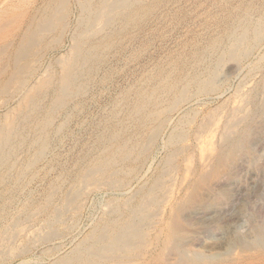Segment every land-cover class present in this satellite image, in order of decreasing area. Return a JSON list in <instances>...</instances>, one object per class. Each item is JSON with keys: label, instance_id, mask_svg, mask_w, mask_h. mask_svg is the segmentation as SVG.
<instances>
[{"label": "bare ground", "instance_id": "obj_1", "mask_svg": "<svg viewBox=\"0 0 264 264\" xmlns=\"http://www.w3.org/2000/svg\"><path fill=\"white\" fill-rule=\"evenodd\" d=\"M168 1L170 0H0V107H7L8 100L12 98H15L17 105L16 116L0 120V188L8 179L12 183V189L24 187L25 179L34 174L30 170L36 161L42 159L49 145L48 141H51L48 140L49 131L55 129L58 133L64 127L62 122L54 125L55 116L86 89L95 71L104 63L106 53L123 47L121 41L124 38L129 41L135 31L145 28L147 20L160 13ZM218 6V12L209 13L212 23L208 22V26L216 25L215 34L206 35L201 42L195 39L188 50L165 58L113 103L112 112L108 113L99 126L100 131L98 134L96 132L95 140L87 144L86 151L84 150V157H87L84 165L82 163L83 166L74 175L70 189L59 197V203L52 204V197L59 185L49 182L41 201L23 208L20 205V212H25L27 217H32L35 212L45 213L42 219V228L45 230L33 236L34 242H47L54 236H59L61 229L56 225H62L68 210L82 207L83 200L80 203V199L90 188L102 185L107 188L125 186L127 182L123 175L135 171L150 155L174 110L192 97L213 92L218 88L224 69L233 68L247 59L251 50L262 40L264 0L259 3L257 0L237 3L220 0ZM66 34L70 39L69 53L57 60L60 72L47 70L38 80H34L42 53L51 50ZM261 56L254 65L260 69L264 67V55ZM248 90L243 89L241 93L238 91L237 100L223 115L209 113L192 133L200 141L195 144L200 147V165L198 169L190 168L194 178L187 185L188 189L185 188L188 191L182 198H176L178 200L171 203L173 205L170 204L171 209L165 215L167 219L161 227H156L152 222L153 216H156L153 214L154 209L162 202V192L168 188H165L166 185L171 186L168 189L173 195V189H170L173 185H165L163 176L176 168V159L183 157L191 148L185 140L190 136L186 126L195 118L193 111L182 113L175 125L171 126L164 142L168 150L164 161L162 159L163 169L161 165V172L156 171L157 176L151 179V185L141 192L136 202L131 204L126 198L122 203L110 205V213H106L116 216L95 222L97 224L94 223L90 233L84 239L81 238L82 241H78V244L74 243L70 253L61 254L49 264H264L263 203V215L260 214L263 218L257 221L258 218L249 215L248 228L243 233H238L234 227L231 228L233 230H228L225 225L237 221L243 206L233 208V212L226 214L227 216L215 215L213 219L203 220L213 207L220 210L229 202V182L236 176L240 161L244 157L247 159L251 144L264 132V97L257 102L256 93ZM247 104H251V107L246 106ZM119 111L122 112L118 119ZM63 114L66 117L67 112ZM255 115H258L259 121H255ZM218 118L221 119L220 139L216 151L212 152L207 149L208 141L200 140L201 133ZM30 129L33 134L29 136ZM24 146L31 148L32 152L28 150L31 154L27 157L24 154L25 160L14 168V159L19 156L14 158V155ZM13 169H16L14 174L10 172ZM164 201H168V198ZM166 204L168 205L167 202ZM18 220L15 217L6 228L4 225L0 229V254H10L18 249L9 246L24 228L17 226H22L18 224ZM191 227L194 229H190ZM150 230L154 233L152 239L156 240L155 243L147 241L148 236L151 237ZM189 231L201 234L218 232L225 235V239L218 245L206 246L201 250L193 249L192 246L200 238L195 234L189 237ZM146 242L151 247L148 251ZM234 249L239 252L235 258L231 254Z\"/></svg>", "mask_w": 264, "mask_h": 264}, {"label": "rangeland", "instance_id": "obj_2", "mask_svg": "<svg viewBox=\"0 0 264 264\" xmlns=\"http://www.w3.org/2000/svg\"><path fill=\"white\" fill-rule=\"evenodd\" d=\"M239 1L247 0H231L232 3H237ZM259 1L260 0H257V3H259ZM219 3L220 0H170L167 2V4H165V6L162 7L160 13H158L156 16L150 17L147 20V25L145 26V28L135 31L132 39H128L129 41H127V39L124 38L121 41L123 47L121 46L118 51L117 49H111L108 51V53H106L105 57H107L105 58L104 63H102L95 71L96 75L94 74L92 79L90 80L91 84L89 82L86 89L82 93H80V96L78 95L73 98L74 101L72 100V103L70 102L64 108L66 111L62 109L60 110L58 115L55 116L54 125H58L62 122L64 127H62L63 129L61 128L58 133L55 129H53L55 131H49V135H51V138L48 135V140L51 141H48V143L50 146L48 145L42 159L36 161L33 169L30 170V172L34 174L25 179L26 183L24 181V187L22 188L23 190L12 189L10 187L11 182L9 183V179L5 182V185L0 188V229H3L4 225H6L4 226L6 228L7 225H9L12 219L15 217L19 219V223H17L22 224V226H17L21 229L22 227H24L21 231L22 234L19 232V234L14 237L15 239L13 238L11 243H9L10 247H16L18 249L14 252L11 251L10 254L7 252L2 253L4 254V257L2 254H0V262H2V264H49L52 259H56L59 256L70 253L69 251H71L70 249H72L74 243L76 245L78 244V241H82L81 238L84 239L86 235L90 233L92 227L95 226V222L98 223L99 221L109 218V216H116L115 214H107L110 213L109 208L112 207H110V205H115L114 203H122L126 198V201H130V203L136 202L141 192L143 190H146L151 185L149 183H151L152 180L157 176L156 171H158V173L161 172V165L163 169L162 163L166 155L165 153H167L168 150L166 149V146H164V142L172 128L171 126L175 125L174 123H176L177 119L179 120V118L182 116V113H191V111H193L195 112V118L192 123H189V126H186L187 128L185 127L186 130L189 131L188 134L190 133V136L187 137L185 143L190 144L191 150L188 149V151L185 152L186 154L184 153L183 157H180V159L177 158L176 160L179 163L176 161V168L172 169L165 176H163L165 185L167 183L173 185L172 188H170L173 189V195L172 193L170 194L171 190L168 189L171 186L166 185L165 188H168H164L165 190L164 192H162L161 198L163 199L160 200L162 202H160L159 205L154 209L155 213L153 214H156V216H153L155 220L152 218V222L153 224H156V227H161V225L167 219L166 214H168L167 212H169V210L171 209V205L175 203L174 201L177 202L179 198H182L185 195V192L187 193L188 190H185V188L188 189V186L190 184L189 182L193 180L192 178H194L192 169L199 168L200 164L198 162V157L201 152L200 150H198L200 149V147L196 146L195 144L200 143V141L195 139L192 134L194 131H196L197 126L204 121V118H207L206 116H209L213 112L215 113V115L218 114V116L221 114L223 115V113L233 105L235 100H237L238 91L241 93L243 89H249V92L253 91L254 93H256L255 98H257V102L262 101L264 97V67L260 69L256 68L254 65H256L259 58L262 57L261 55H264V37L260 42H258L254 49L251 50L247 59L245 58L241 61V63L238 64L239 66H234L235 68L226 67L224 69L223 74L221 75L218 82V88H216L213 92L208 93L207 95L204 94L192 97L187 103H183L176 110H174L167 123L168 125L166 124L161 130L162 133H160L157 143L153 146L150 155L147 156L142 163L143 165L140 164L141 166L139 165L135 171L123 175L128 185L125 184V186H117L116 188H107V186L102 185L99 188H90L91 190L89 189V192L86 191L87 193L85 192L80 199V203L81 200H83L81 204L82 207H79L75 210H68L65 215L67 219L65 220L66 217L64 218L65 222L63 221L62 225H56L59 230L61 229L59 233L62 237L60 235H56L47 242L40 241V243H38L39 241L37 242V240L36 242H34L35 240L33 239V236L42 233V231L45 230L43 229L44 226L42 223V219H44L45 213L38 214L37 212H35L37 216L35 215V213H33L31 215L32 217H27L25 212L21 213V210L19 209L20 205H22L21 207L23 208L28 204H36L41 201L40 199L42 197V194L45 193L44 190H46L49 182L57 183L60 186H58L52 197V204L55 203L54 205H57L59 203V197H61L64 192L66 193L70 189L72 185L71 182L74 179V175L86 161L85 159L87 157H84V152L86 151L87 144L89 145L93 142V140H95L97 134L99 133L98 131H100L99 126L102 125L103 121H105L104 118L108 115V113L112 112L111 110L113 109L112 107H114L115 102L120 98V96L126 89H129L130 86H133L135 83H137V80L140 81V77L150 72L153 68H155L154 66L162 63L165 58L178 54L181 51L188 50V48L191 46V42L195 39L199 40L197 42H201L206 37V35L208 36L211 34H215L217 32L216 25L210 24L208 26V22L212 23L209 18V13L218 12ZM73 18L74 17H72V19ZM67 34L64 35L61 41L58 44L54 45L51 50L48 49L44 52L42 51L44 54L42 53L41 58L39 59L37 74L35 75L34 80L37 78L39 79L42 75L45 74L47 70L60 72L57 60L67 56V53H69L68 47L70 39ZM183 48L185 49L183 50ZM77 97L78 100H76ZM47 99L48 97L45 98L44 101ZM15 101V98L9 99L7 102V107H0L1 121L2 119L4 121L5 119L13 118V116H16L17 105ZM76 102L78 105L76 104ZM72 105L75 106V108ZM250 105L251 104H247L246 106L250 108ZM221 110L223 111L222 113ZM65 112H67L68 114H66V117L65 114H63ZM121 112L122 111H119V114H117L118 119ZM255 116V121H259L258 115ZM56 117L58 119H56ZM62 119L66 120L63 121ZM218 119L213 120V125L208 126V128H206L205 131L201 133L202 136L200 140H204L205 142L208 141L207 149H210V151L212 152L216 151L220 139L219 134L221 119ZM32 131L33 130L30 129V132H28L29 136L33 134L31 133ZM54 132H56V134ZM254 142L251 144L252 146L250 147V153L246 156L247 159L244 157L240 161L239 166L236 169V176L232 179L231 182H229L231 184V197L229 199V202L224 204L220 208V210H217L215 207H213L210 212L211 215H205L203 219L204 221L213 219L215 215L224 217L226 214L229 215L230 213H232V210H234L236 207L243 206L239 217L236 219L237 221L230 224H225L227 226L226 229H236L238 233H243L246 232L248 228V220L250 219V217H248L249 215H254L256 217L255 219L258 218L257 221L263 218V216L261 215H263L262 203L264 204V132ZM210 143H212V145ZM191 144L193 145V147ZM20 149H18L19 151L17 150L14 155V158L15 156L19 155L16 157L17 159H14V168L15 165L17 166L19 163L25 160V157H27L32 152V149L28 146H24ZM48 149L49 151H47ZM28 150L31 152H29ZM81 155L83 160L81 159ZM21 156L23 158H20ZM184 166L187 169L184 168ZM190 168L192 169L190 170ZM15 170L16 169H13V171L10 172H13L12 174H14ZM11 173L10 175H12ZM59 175L61 176L58 177ZM59 178L61 181L59 180ZM54 179L56 180V182ZM6 186L9 187L6 188ZM136 189L139 192H136ZM183 190L184 192L182 193ZM16 191H18V193ZM165 191L168 194L165 193ZM4 192L5 194H3ZM13 195L16 198L13 197ZM132 196L133 198H131ZM6 198H8L7 200L9 201H7ZM130 198L132 201L130 200ZM167 198L168 201L166 202L168 203V205L164 201V199L167 200ZM11 200H13V202ZM8 202L10 203V205ZM160 205L161 208L159 207ZM3 212H5V214ZM158 212L160 214H158ZM70 213L71 216H69ZM157 214L159 217H157ZM160 215L162 216L161 218ZM2 216H4L5 219ZM101 216H103L104 218H102ZM199 218L202 219L201 216H199ZM194 227H191L190 229H194ZM223 229L224 228L222 227V230ZM63 231L64 234H61L63 233ZM150 232L151 233L149 234L151 235V237L148 236L150 241H147L148 243H155L156 240L154 241L152 239L154 233L152 232V230H150ZM191 234H195L200 238L197 243L192 246L193 249L198 250H201L206 246L218 245L225 239V235L223 236L218 232L214 234H201V232L192 233L189 231L188 236L190 237ZM20 243L21 245H19ZM56 245L58 248L55 247ZM147 246L148 249L146 250L148 251L151 247H149V244H147L146 242V247ZM52 248H54L56 251L58 249L59 251L56 252ZM233 251L231 254L232 257L235 258L239 255V252L237 249H234ZM7 254H9L10 256Z\"/></svg>", "mask_w": 264, "mask_h": 264}]
</instances>
